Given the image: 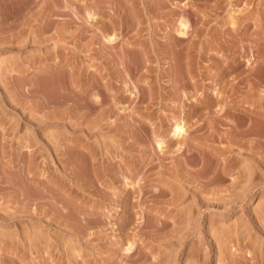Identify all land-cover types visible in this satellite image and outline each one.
Here are the masks:
<instances>
[{"label":"rangeland","instance_id":"1","mask_svg":"<svg viewBox=\"0 0 264 264\" xmlns=\"http://www.w3.org/2000/svg\"><path fill=\"white\" fill-rule=\"evenodd\" d=\"M0 264H264V0H0Z\"/></svg>","mask_w":264,"mask_h":264},{"label":"bare ground","instance_id":"2","mask_svg":"<svg viewBox=\"0 0 264 264\" xmlns=\"http://www.w3.org/2000/svg\"><path fill=\"white\" fill-rule=\"evenodd\" d=\"M181 24H182V23H181ZM183 24H184V23H183ZM183 24H182V25H183ZM185 25H186V24H185ZM185 25H183V27H184ZM180 30H182V29H180ZM182 32L184 33V31H182ZM182 32H181V35L183 34ZM179 34H180V33H179ZM184 34H185V33H184ZM184 34H183V35H184ZM179 124H180V123H179ZM183 131H184V130H183V126H181V124H180V125L177 124V126L175 127V132L178 133V134H180V133L183 132Z\"/></svg>","mask_w":264,"mask_h":264}]
</instances>
